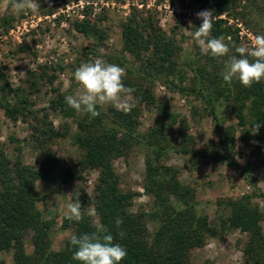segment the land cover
<instances>
[{
  "label": "trees",
  "instance_id": "1",
  "mask_svg": "<svg viewBox=\"0 0 264 264\" xmlns=\"http://www.w3.org/2000/svg\"><path fill=\"white\" fill-rule=\"evenodd\" d=\"M197 1L204 3L215 17L211 38L229 37L234 42L231 27L225 25L219 15H228L236 5L243 6L244 2L240 4L243 0ZM130 9L120 24V39L121 51L128 54L133 63L127 64L124 59L116 61L117 65L126 69L124 84L135 89L133 96L138 102L130 112L112 106H98V117L93 118L83 112L76 117L75 129L70 136L80 149L78 168L93 170L96 175L92 199L85 192H78L83 219L79 222L71 220V235L92 234L103 225L113 236V242L127 251L120 264H190L189 251L202 247L207 237H214L226 229H238L246 235L241 248V264H264V234L261 228L264 193L260 191L235 199L216 200L217 222L210 224L206 215L197 211L193 190L188 185L179 184L175 169L154 165L146 159L143 189L151 198V209L147 212L130 209L132 194L119 188L113 160L127 155L136 145L149 148L155 158L163 152L167 145L162 135L164 110L155 105L157 118L146 133L138 130V116L141 107L154 105L148 81L158 76L167 80L173 75L177 51L174 40L157 26L152 15H143L134 7ZM73 27L86 36L103 39L102 30L85 14L80 21L73 22ZM221 73L222 70L211 73L202 67L194 68L191 84L186 87L179 85L176 89L181 93L194 94L205 102L221 149L220 153L211 157L222 161L251 187H255L250 173L229 155L233 131L222 127L219 118L224 107L241 129L239 139L247 141L253 137L264 149V80L246 88L236 78L231 83H225ZM27 87V90L9 88L0 69V108L4 115L13 119L16 115L32 118L29 125L32 147L42 152L36 165H30L24 163L18 153L8 156L0 151V251L11 252V264H79L72 259L76 248L70 244L71 236L60 249H51V223L42 218L36 206L39 200L35 190L37 180L48 183L55 193L72 179L70 168L47 149L55 139L66 135V129L58 130L46 119L45 113L39 117L30 110L27 97L36 91L35 81H29ZM56 97L50 102L53 103L49 106L52 110L61 109L64 105L63 96L57 94ZM256 123H260L261 127L258 134L253 135L250 130ZM181 134L184 138L183 131ZM182 151L198 155L186 149ZM76 195L71 197L72 202ZM88 206H91L92 214L87 211ZM117 217L123 219L119 228L115 225ZM147 221L152 222L151 230ZM26 230L31 232L29 253L25 251L22 240ZM202 264L214 263L205 259Z\"/></svg>",
  "mask_w": 264,
  "mask_h": 264
},
{
  "label": "rangeland",
  "instance_id": "2",
  "mask_svg": "<svg viewBox=\"0 0 264 264\" xmlns=\"http://www.w3.org/2000/svg\"><path fill=\"white\" fill-rule=\"evenodd\" d=\"M37 2L41 9L39 13H33L15 10L11 0H0V69L9 88L27 90L28 82L34 80L36 91L27 97L30 110L39 117L45 113L46 119L58 130L66 129V135L55 139L47 149L70 168L72 179L55 193L48 183L35 182L39 197L36 206L42 218L51 223L52 250L60 249L72 234L71 220L66 217L71 197L82 191L92 199L96 175L93 170L78 168L80 149L74 145L70 134L80 112L70 108L65 97L76 95L79 86L73 74L82 63L97 58L114 64L121 59L127 64L132 62V58L121 51L120 39V24L131 7L143 15H152L157 26L174 40L177 51L175 72L167 77L169 81L164 76L148 81L154 105L141 107L138 116V130L146 133L157 118L155 105L164 110L162 135L167 145L163 152L155 158L149 148L136 145L127 155L113 160L119 188L132 194L130 209L146 212L151 209V198L143 189L146 159L154 165L175 169L179 184L188 185L193 190L196 209L206 215L210 224L217 222L216 200L235 199L259 191L264 193V149L260 148L259 141L253 137L241 141L238 137L241 129L236 126V119L224 107L221 108L222 127L233 131L229 155L250 173L255 185L251 187L222 161L211 157L221 149L205 102L194 94L176 89L179 85L191 84L194 68L202 67L211 73L223 71L229 57L235 54L233 45L251 47L255 35H264L262 0H243L240 2H244L243 6L236 5L228 15H219L235 36L234 42L229 37L225 39L230 52L222 58L203 51L194 39L196 29L202 24L197 13L209 10L197 0H50L51 7L44 0ZM84 14L102 30L103 39L86 36L74 29L73 22L80 21ZM57 94L63 96L64 105L52 110L49 106L53 103L50 102L57 98ZM31 123V117L16 115L13 119L4 115L0 108V151L8 156L18 153L24 163L36 165L42 152L32 147ZM182 149L198 155L183 153ZM252 200L259 202L256 198ZM87 211L92 214L91 206ZM147 226L151 230L152 222L147 221ZM261 228L264 234V220ZM30 236L29 230L22 234L24 249L28 253L31 251ZM245 239L246 235L238 229H226L214 237H207L202 247L191 249L189 262L202 264L208 259L214 264H241ZM11 261L10 251H0V264H11Z\"/></svg>",
  "mask_w": 264,
  "mask_h": 264
},
{
  "label": "clouds",
  "instance_id": "3",
  "mask_svg": "<svg viewBox=\"0 0 264 264\" xmlns=\"http://www.w3.org/2000/svg\"><path fill=\"white\" fill-rule=\"evenodd\" d=\"M44 3L51 7L50 0H44ZM11 6L17 11L30 10L33 13H39L41 9L37 0H11ZM197 18L202 20V24L194 33V39L199 47L216 58L228 56L230 48L225 43V38L223 36L211 38L215 18L212 11L203 10L197 13ZM253 39L254 44L251 47L246 44L233 45L235 54L229 57L221 73L225 83H231L236 78L243 87L250 88L264 80V35H255ZM125 77V68L100 58L82 63L73 74L79 86L77 93L67 95L65 102L70 108L89 114L93 118L100 115L97 111L98 106H112L130 112L138 100L133 96L135 89L125 86ZM260 127V123H256L251 128V133L258 134ZM81 208L77 194L75 201L67 205V219L81 221L83 219ZM122 224L123 219L117 217L116 227L119 228ZM70 244L76 248L72 259L79 264H120L127 256L126 249L113 242V236L108 234L103 225L92 234L80 237L71 235Z\"/></svg>",
  "mask_w": 264,
  "mask_h": 264
}]
</instances>
